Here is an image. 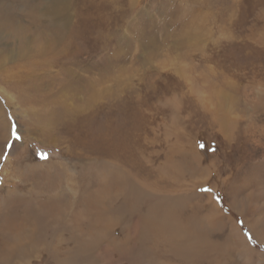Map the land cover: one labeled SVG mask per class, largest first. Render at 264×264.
<instances>
[{"label":"rangeland","instance_id":"374dc122","mask_svg":"<svg viewBox=\"0 0 264 264\" xmlns=\"http://www.w3.org/2000/svg\"><path fill=\"white\" fill-rule=\"evenodd\" d=\"M156 198L264 264V0H0V224L36 230L0 264H212L155 247Z\"/></svg>","mask_w":264,"mask_h":264},{"label":"bare ground","instance_id":"6f19581e","mask_svg":"<svg viewBox=\"0 0 264 264\" xmlns=\"http://www.w3.org/2000/svg\"><path fill=\"white\" fill-rule=\"evenodd\" d=\"M60 0H50V4L51 6H55L58 5ZM231 133V131H230ZM176 153V152H175ZM190 154V153H189ZM188 157V156H187ZM181 158V157H180ZM186 162V161H185ZM110 163V162H109ZM174 164V163H173ZM181 164V161H180ZM176 165V164H174ZM191 166V165H190ZM165 167V166H164ZM172 168V167H170ZM179 168V167H178ZM164 169V168H163ZM176 171H175V175L178 176V174L176 172L177 168L175 167ZM174 169V170H175ZM180 169V168H179ZM185 169V168H184ZM169 170V169H167ZM173 170V169H172ZM112 171V170H111ZM184 171V170H182ZM188 171V170H187ZM121 174H122V178L118 179V188L123 189L124 192H126L125 195H127L126 197L129 200V203L131 206L136 207L138 206V202L140 200V194H142V190L140 188V186H137L136 183L132 180L129 179L128 177H132L130 176L126 171L124 170H120ZM167 172V171H166ZM170 172V171H169ZM113 173V172H112ZM195 173V172H194ZM174 175V173H172ZM163 176V175H162ZM173 177V176H172ZM110 178V177H109ZM133 178V177H132ZM107 180V179H106ZM102 182V181H101ZM138 182V181H137ZM99 183V182H98ZM102 186L107 187V188H111V185L109 182H102L101 183ZM115 185V183H114ZM142 186V185H141ZM117 188V187H116ZM144 190V189H143ZM107 191V190H106ZM111 191V190H109ZM119 192H121L120 190H117ZM142 193H139V192ZM96 192V191H95ZM108 192V191H107ZM123 193V192H121ZM153 194V193H152ZM188 194V193H187ZM145 195V193H144ZM156 195V194H155ZM109 196V195H108ZM150 196V195H149ZM141 197H144L141 195ZM146 197V196H145ZM157 197V196H156ZM168 197V196H167ZM171 197V196H170ZM169 197V198H170ZM193 197V196H192ZM124 198V196H123ZM151 198V196L149 197ZM160 198V197H159ZM174 198V197H173ZM90 199V198H89ZM102 199V198H101ZM112 199V198H111ZM143 199V198H142ZM186 199V198H184ZM91 200V199H90ZM127 200V199H126ZM167 200V198H166ZM190 199H187V201ZM93 201V200H92ZM106 201V200H105ZM141 201V200H140ZM148 201V199H147ZM151 201V199H150ZM102 202V201H101ZM142 202V201H141ZM145 202V201H144ZM157 205V207L155 208L154 205H151L144 213V215H142L147 221L148 224V228H150L148 231V235L151 239V241H154V245L155 247L157 245H159L160 242L167 241L169 243H171V247H173L176 252L180 253V254H185L187 255V259L189 260H197L200 262V260L202 258L208 259L209 263L212 262V264H214L216 262V264H222V257H225L226 253L223 250H218L216 253H211L210 250H208L207 248H197V246L199 245V240L195 241L192 243V236L194 237V226H195V221H194V211H196V209L191 208L188 209V211L184 214L183 210L180 208H175L176 205H174V207H172L171 205L167 206L166 203L164 201L160 202L159 199V203L157 202V198L155 201ZM167 202V201H166ZM122 203V202H121ZM152 203V202H151ZM213 203V202H212ZM125 204V203H124ZM91 205H94L93 203H91ZM182 206V204H180ZM184 205V204H183ZM123 206V205H122ZM187 206V205H186ZM185 206V207H186ZM189 206V205H188ZM214 206H216L214 204ZM147 208V206H146ZM144 209V208H143ZM122 210V209H121ZM192 210V212H191ZM106 211V210H105ZM215 211V210H214ZM108 213V212H106ZM105 213V214H106ZM104 214V215H105ZM214 214V213H213ZM133 215V214H132ZM138 215V214H137ZM217 215H219L217 213ZM216 216V214H215ZM38 217V216H37ZM162 218V219H161ZM1 220V219H0ZM196 220V219H195ZM177 225L174 226L173 223H176ZM15 223V222H14ZM143 223V222H142ZM9 222H5L3 224H0V230H5L2 231V233L6 234V238L3 239V244L4 246H8L13 239H16L18 237H20L25 231L32 229L33 228H28L27 230H23V232L21 231V227L17 228V229H8L9 226ZM14 225V224H13ZM25 225V224H24ZM141 226V225H139ZM144 225H142L143 227ZM253 226V225H251ZM24 228V227H23ZM26 228V227H25ZM254 228V227H253ZM147 229V228H146ZM20 231V232H19ZM36 231V230H34ZM198 230H196L197 232ZM195 232V234H196ZM145 233V232H144ZM198 233V232H197ZM99 234V233H98ZM202 234V233H201ZM200 234V235H201ZM143 235V234H142ZM197 235V234H196ZM91 236V235H90ZM202 236V235H201ZM199 236V238L201 237ZM241 236V235H240ZM196 238V237H195ZM243 238V235H242ZM141 239V237H140ZM177 239V240H174ZM205 239V238H204ZM142 240V239H141ZM146 240V239H145ZM202 240V239H201ZM98 241V240H97ZM243 241V240H242ZM7 243V244H6ZM6 244V245H5ZM143 246H145L144 243H142ZM153 245V246H154ZM140 248V247H139ZM144 248V247H143ZM5 249V248H4ZM214 249V248H213ZM175 254V253H174ZM180 256V255H179ZM182 257V256H180ZM183 258V257H182ZM185 259V258H184ZM201 263V262H200Z\"/></svg>","mask_w":264,"mask_h":264},{"label":"snow or ice","instance_id":"6c2138e0","mask_svg":"<svg viewBox=\"0 0 264 264\" xmlns=\"http://www.w3.org/2000/svg\"><path fill=\"white\" fill-rule=\"evenodd\" d=\"M16 139H20V137L17 135L16 136ZM40 155H41L42 158H47V156H48V154L45 153V152H41ZM207 191H211V189H207ZM249 239H251V236L250 235H249Z\"/></svg>","mask_w":264,"mask_h":264}]
</instances>
